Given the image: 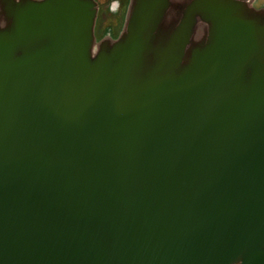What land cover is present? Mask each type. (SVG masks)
<instances>
[{
  "label": "water",
  "instance_id": "95a60500",
  "mask_svg": "<svg viewBox=\"0 0 264 264\" xmlns=\"http://www.w3.org/2000/svg\"><path fill=\"white\" fill-rule=\"evenodd\" d=\"M23 2L0 35V264H264V15L197 0L158 34L174 53L152 47L168 0H135L150 22L94 57V0Z\"/></svg>",
  "mask_w": 264,
  "mask_h": 264
},
{
  "label": "flooded vegetation",
  "instance_id": "af4514ba",
  "mask_svg": "<svg viewBox=\"0 0 264 264\" xmlns=\"http://www.w3.org/2000/svg\"><path fill=\"white\" fill-rule=\"evenodd\" d=\"M21 1L22 0H12L11 2L7 1L8 2L7 5L20 4ZM36 1H41V0H36ZM134 1L135 0H110L109 3L106 5V9L103 10L97 7V14H96V18L94 20V25H93L94 39L95 38L103 39V42H105L108 39L118 40L120 36L128 32V27L129 26L131 27V25H133L134 23L136 25H139V23L143 25L147 21L146 23L147 25L155 13L156 7L147 8L148 3L143 2L144 8L138 7L137 11L134 12L133 11ZM144 1H149V0H144ZM196 1L197 0H190L188 4L186 3L182 7L181 16L173 20L171 19L172 22L176 20V22H179V24L182 25L183 24L182 21L186 19L187 17L186 14L188 13V10L193 5V3H195ZM222 1H224L226 5L228 4L229 6H232V7H235L236 6L235 4H243L249 9L250 12H261L264 15V0H222ZM131 2H132V6L130 7ZM1 3L2 1L0 0V5ZM171 3H172V0H168L169 5L167 4L166 9H165L166 16H167V12H170V14L175 13V9L172 11L173 4ZM104 11L110 15V18H112L111 23L109 22L106 23L100 19L101 15L103 16ZM199 11L200 10H198L195 15L197 19V23L194 28L195 31L193 32L192 39L194 40L198 39L199 41H203L205 39H208V37L210 36V29H211L209 22L206 21L205 19L214 17V15H217L220 11L219 9H215V8L211 9L209 12L200 11L199 13ZM259 24L260 26L264 24V17L263 19H261V22ZM15 26H16V23L11 24V21H10L9 24L8 23L5 24V22L2 23L0 20V35L2 34L1 32L3 30L5 31V29H7L10 33V36L12 35L16 36L17 30ZM179 26L180 25H178V27ZM178 34H181L179 30L175 31L173 36L182 37V34L181 35H178ZM50 44H52V38L50 36L48 37L45 36L42 38H35V40L33 41L28 40L26 43V46H21L18 49H16V51H38V50L48 48ZM92 50L96 51L97 46L95 45V48L93 47ZM187 50H190V47H188Z\"/></svg>",
  "mask_w": 264,
  "mask_h": 264
},
{
  "label": "rangeland",
  "instance_id": "374dc122",
  "mask_svg": "<svg viewBox=\"0 0 264 264\" xmlns=\"http://www.w3.org/2000/svg\"><path fill=\"white\" fill-rule=\"evenodd\" d=\"M25 2V1H28V0H22V2ZM110 0H94V2H96L97 4V7L100 8V9H106V5L109 3ZM190 0H172V3L173 4V9L172 11L175 9V13H172L170 14V12H167V16H166V19L164 20L165 23H162V25L159 27V32H155V35L154 38H153V46H155V44L158 43L159 46H167L169 43L170 45L172 44V47L171 46H168V48L171 47V49H173V51L171 52H174V53H178L179 51H175V48H174V42L172 40V37H168L169 34H166V38L161 39L162 40H157L158 39V34L160 35L161 33L160 32H164L166 33V31L169 32V29L172 27V25L174 24V22H172L173 19H176L177 17H180L181 16V13H182V7ZM23 2V3H24ZM7 0H2V5H0V17H1V22L5 24L6 23H10V21L12 22L10 18V12H9V8L7 5ZM169 5V4H168ZM132 6V2L130 4V7ZM10 9L12 10V7H10ZM249 10V9H247ZM13 11H14V8H13ZM106 11V10H105ZM104 11V14L103 16L101 15L100 19L104 22H109L111 23L112 22V18H110V15L107 14L106 12ZM171 11V12H172ZM171 17V18H170ZM172 19V20H171ZM162 28V29H161ZM172 40V41H171ZM115 41L116 40H106L105 42H103V39H96L94 40V48H95V45L97 46V50L96 51H91L92 55L94 57H98L100 54H103L104 52H108V55L112 52V50L114 49L115 47ZM196 41H199L198 39H196ZM161 42H162V45H161ZM160 48V51H154V49H152L151 51L152 52H149V54L146 56V59L148 62L152 61V63H150L151 65V68L152 67H155V64L157 65L159 63V60L163 58L164 56V52L162 51L161 47ZM170 49V50H171ZM190 54V53H189ZM172 76V75H171Z\"/></svg>",
  "mask_w": 264,
  "mask_h": 264
},
{
  "label": "bare ground",
  "instance_id": "6f19581e",
  "mask_svg": "<svg viewBox=\"0 0 264 264\" xmlns=\"http://www.w3.org/2000/svg\"><path fill=\"white\" fill-rule=\"evenodd\" d=\"M142 0H136L137 4H139Z\"/></svg>",
  "mask_w": 264,
  "mask_h": 264
}]
</instances>
